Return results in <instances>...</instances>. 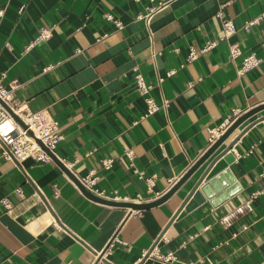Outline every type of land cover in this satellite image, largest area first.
<instances>
[{"label":"crops","instance_id":"crops-1","mask_svg":"<svg viewBox=\"0 0 264 264\" xmlns=\"http://www.w3.org/2000/svg\"><path fill=\"white\" fill-rule=\"evenodd\" d=\"M152 3L0 0L5 85L59 122L56 154L76 176L95 171L96 187L122 201L163 195L214 142L212 129L264 102V17L245 26L264 13V0H173L140 18ZM222 3L236 29L226 39ZM44 27L50 36L38 39ZM192 50L200 55L189 61ZM251 53L262 60L241 73ZM137 71L154 84L157 103L169 100L145 118ZM231 142L240 189L191 209L182 204L208 161L166 200L134 210L89 198L54 159L18 162L0 149V264H264V109L214 155Z\"/></svg>","mask_w":264,"mask_h":264},{"label":"built area","instance_id":"built-area-1","mask_svg":"<svg viewBox=\"0 0 264 264\" xmlns=\"http://www.w3.org/2000/svg\"><path fill=\"white\" fill-rule=\"evenodd\" d=\"M173 0H151L152 5L148 7V12L145 14H140V18L149 19L153 12L164 7L165 5L171 3ZM225 4L222 3L219 6L217 15L222 18V25L224 34L221 39H226L232 33L235 32V25L231 19H228L224 15ZM22 8V7H21ZM5 8L0 4V17L3 15ZM264 17V13L252 19L246 23V28L254 24L256 21ZM119 27L122 26L121 21H117ZM50 36V29L44 27L40 30L38 39H47ZM218 40H212L206 43V45L201 49V52L207 51L208 49L217 45ZM243 53L238 43H233L230 45V56L231 58H237ZM188 60L191 61L200 55L197 51L192 50L188 54ZM261 58L256 56L254 53L244 54L243 63L240 68V72H246L258 65L261 62ZM176 69L170 70L168 75H172ZM264 76V73H263ZM5 74H0V125L4 124V128L0 126V149L1 155L6 159H15L18 162L25 158L32 157L36 161L47 162L52 160L51 155L48 150L56 153V147L59 141L63 138L60 132L59 122L55 119H50L44 117L40 112L30 111L26 105L14 99L11 94L10 89L4 83ZM163 77L159 78V82L163 81ZM135 82L140 94L145 96L147 103V110L142 115L141 118L147 117L159 110L161 107H167L169 100L165 99L162 104H159L150 95L151 90L154 88V84L145 80L144 75L137 71L135 73ZM4 102L9 109H11L22 121H19L12 112L4 106ZM246 110L234 111V114L223 122L220 126L212 129L210 132V140L215 141L230 125L231 123ZM131 151H129L130 154ZM114 159L105 158L102 163L103 166L108 169L113 165ZM81 183L91 192L95 193L104 198L119 200L116 191L114 195H109L105 189L99 190L96 187L98 175L95 171H91L88 175L84 177H78ZM3 203L9 206V200L7 198L3 199ZM165 259H169V256H165Z\"/></svg>","mask_w":264,"mask_h":264},{"label":"water","instance_id":"water-1","mask_svg":"<svg viewBox=\"0 0 264 264\" xmlns=\"http://www.w3.org/2000/svg\"><path fill=\"white\" fill-rule=\"evenodd\" d=\"M8 109L9 107L4 103ZM264 109V102L260 103L250 109H247L244 113L239 115L231 125L208 147V149L193 163V165L180 177L176 183L170 187L163 195L157 199L149 202H135V201H122L101 197L88 190L76 176L63 162L56 153L48 150L52 159L57 161L63 169L72 177L73 181L80 187V189L91 199L117 205L126 206L134 210H141L153 205H156L166 200L198 167L208 161V165L204 172L193 186L189 195L182 204L186 209H191L203 202L206 198L210 199L214 204L225 200L228 196L237 192L240 187L235 183V176L230 169V164L235 160L234 154L230 151L233 142L228 144L222 151L214 155L217 149L223 144V142L232 134V132L247 118ZM12 114L19 120V117L9 109ZM22 122V121H21ZM214 155V156H213ZM213 156V157H212ZM212 157V158H211ZM211 158V159H210Z\"/></svg>","mask_w":264,"mask_h":264},{"label":"bare ground","instance_id":"bare-ground-1","mask_svg":"<svg viewBox=\"0 0 264 264\" xmlns=\"http://www.w3.org/2000/svg\"><path fill=\"white\" fill-rule=\"evenodd\" d=\"M0 126H1V128H4V126H5V125H4V124H2V125H0Z\"/></svg>","mask_w":264,"mask_h":264}]
</instances>
